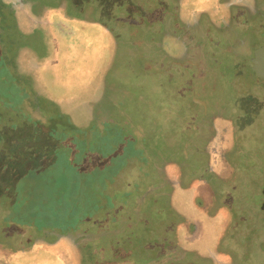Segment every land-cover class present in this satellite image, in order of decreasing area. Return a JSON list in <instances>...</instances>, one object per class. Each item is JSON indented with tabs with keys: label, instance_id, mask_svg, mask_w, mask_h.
Here are the masks:
<instances>
[{
	"label": "rangeland",
	"instance_id": "rangeland-1",
	"mask_svg": "<svg viewBox=\"0 0 264 264\" xmlns=\"http://www.w3.org/2000/svg\"><path fill=\"white\" fill-rule=\"evenodd\" d=\"M4 2L17 11L14 17L7 13L6 24L16 27H0L2 40L9 43L13 35L20 44L15 45V66L10 58L0 66V264H83L85 259V264H235L233 254L239 264H264V175L253 166L264 158V119L255 129V139L247 133L240 172L234 169L233 155L215 172L198 160L186 168L177 162L182 161L183 146L176 144L181 130L186 128L191 143L198 127L197 117L187 119L184 110L187 90V112L197 110L188 86L190 69L182 63L189 48L182 47L181 57L173 59L171 54L177 52L171 30L185 25L178 0L171 1L168 12L162 0ZM205 3L186 0V12L196 14L193 5ZM58 9L88 25L85 36L94 45L90 61L84 52L86 41L80 38L82 44L78 43V35H68L64 26L44 24ZM52 37L58 52L50 58ZM75 42L77 51L69 48L72 69L64 77V46ZM101 43L110 44L109 51H98ZM228 60L221 62L231 65ZM60 66L66 81L62 87L57 85ZM193 82L197 97L212 109L233 106L230 69ZM94 124L109 130L101 144L104 153L140 134L97 185L87 180L88 158L80 161L77 156L80 144L89 143ZM169 143L175 144L171 151ZM83 149L88 154L90 144ZM163 181L166 189L160 194L144 196ZM166 196L177 216L165 211ZM44 204L51 209L49 221L40 216ZM59 204L77 208L82 215L96 206L76 232L88 236L87 243L71 239L70 224L60 220ZM176 218L180 221L174 227ZM41 223L42 229L36 225ZM195 226H200L201 236L194 238ZM119 228L135 232V237L113 238L111 233ZM96 237L105 240L103 253L93 250L100 240L95 242ZM98 256L101 261L94 259Z\"/></svg>",
	"mask_w": 264,
	"mask_h": 264
},
{
	"label": "flooded vegetation",
	"instance_id": "flooded-vegetation-1",
	"mask_svg": "<svg viewBox=\"0 0 264 264\" xmlns=\"http://www.w3.org/2000/svg\"><path fill=\"white\" fill-rule=\"evenodd\" d=\"M162 1L165 3V12H168L172 0ZM201 1L206 3L193 5L199 12L190 14L185 9L186 0H178L180 15L182 12L184 15L181 23L185 21V25L171 30L172 43L175 44L174 51H177L171 52L173 59L176 56L181 57L184 45L186 50L189 48L187 58L182 63L188 64L191 73V75L187 74L188 86L191 87L192 99L197 98L195 102L192 101L193 107L197 109L196 114L191 111L188 113L190 95L187 90L184 98L187 105L185 104L184 110L187 119L197 117L198 127L194 129L197 137L190 143L187 130L183 127L182 136L176 142L179 147L183 146L182 161L177 162L186 168L198 160L202 162V166L205 165L206 170L215 172L230 163V157L233 155L232 162L236 164L234 169L240 172V167L244 166L240 160L247 133L255 139V129L264 119V0ZM161 10L164 12V6ZM259 51L263 53L257 65L255 60ZM222 58L229 59L231 65L223 64ZM225 67L231 71L235 100L231 109L223 104L218 106L217 108L223 111V114L220 113L218 116L217 113L220 111L215 113L216 106L212 109V106L197 97L198 91L193 86V81L196 79V82H199L207 78L211 72L216 74L225 70ZM224 108H226L225 113ZM241 124L244 126L240 127ZM164 139L167 137L164 136ZM174 145L169 143L170 151L173 150ZM254 163L256 164L253 166L261 170L264 175V158ZM262 182L264 183V178ZM261 203V210L264 211V184L261 189ZM200 231V226H195L193 230V233H196L195 237L200 235ZM233 258L234 263L239 264L235 254Z\"/></svg>",
	"mask_w": 264,
	"mask_h": 264
},
{
	"label": "trees",
	"instance_id": "trees-1",
	"mask_svg": "<svg viewBox=\"0 0 264 264\" xmlns=\"http://www.w3.org/2000/svg\"><path fill=\"white\" fill-rule=\"evenodd\" d=\"M16 10L14 9V6H11V5H8L6 2H4V0H0V27H1V30L3 29H8V28H15L16 25L14 26H10V23L9 25L6 24V18H7V13L9 16L11 17H14L16 14H15ZM6 40H2V34H0V43L3 44V46L1 47L0 45V49H3L2 51L3 52V57L1 55V59H0V66H4L8 60V58H10V60L8 62H10V64H12L13 66H15V59L17 57V54H18V48H15V45L19 46L20 42L19 41H16L14 36H9V43L13 46V49L12 50H8L6 48V46L9 45V43L5 42ZM10 56V57H9ZM5 63V64H4ZM56 106V105H55ZM57 107V106H56ZM47 109V108H46ZM46 117V115H45ZM98 124H101L103 125L102 123H98ZM98 124H94L93 126H91L90 130L91 131V137L89 139V143L87 144L86 141L82 142L80 145H81V152H79V154L77 156L81 157V160L83 158H88V161H89V164H90V173L87 174V180H96L97 182H94L92 181V183H94V185H97L98 183H100L102 181V178H106L104 177V172L107 171V169L109 168V170L111 168H113V166L116 164L115 162H118V159L121 158L123 159L124 157V151L127 150V148H129L128 146L132 144V142L134 143L135 141H138L140 139V134L136 135V136H132L130 137L127 141V143H125V146H114V149L113 150H109L107 153H104L103 152V145H101L102 143H104V141H106L104 139V132H106V127H98ZM75 130V129H74ZM109 132V130H108ZM90 144V151L89 153L85 154V149L83 148H88V145ZM118 151V152H116ZM128 153H131V152H126L125 155H127ZM105 154H108V159H109V162L106 163V155ZM85 155V156H84ZM73 163V162H71ZM77 163V162H76ZM115 163V164H114ZM104 164H108L107 166H103ZM114 164V165H113ZM113 165V166H112ZM114 169V168H113ZM112 169V170H113ZM108 170V171H109ZM108 171H107V174L106 176L108 175ZM100 176H103L101 178V180L99 179ZM105 179H103L104 181ZM91 182V181H90ZM166 182L163 181V183L159 184L158 186H156L155 190H151L150 192L146 193L144 196L148 197L152 194H155V193H161L163 191V189L165 188L166 189ZM91 190V189H90ZM168 196V195H167ZM167 196H166V200H165V211H169V214H172V215H178V213H176L173 209H172V206H171V201H167ZM169 197V196H168ZM171 197V195H170ZM169 197V198H170ZM90 199H93L92 198V191H91V195H90ZM98 205H100V201L98 202ZM93 205V204H92ZM70 206H68L69 208ZM76 207V206H74ZM141 207V206H140ZM139 207V208H140ZM68 208H66V206L64 204H59V217H60V220H65L66 222H68V224H70V226L68 227V230H69V233H70V237L71 239H73V241L77 244H84V243H87L89 241V237L88 236H85V235H79L77 236L76 235V232H78V230L80 228H82L84 225H85V222L93 216V214L95 213L94 211L96 210V206L94 205V207L90 210H88V212L85 213V215H82L81 212H78L77 208H71V210H69ZM98 208V207H97ZM50 208H49V204H44L42 206V209H41V219H43V221H49L50 220V217H48L49 215H52L50 214ZM50 212V213H49ZM157 215L160 216L161 213H163V210L162 209H159L158 211H156ZM53 218V217H52ZM51 218V219H52ZM157 218H160V217H157ZM178 218V217H177ZM176 218V223L174 225L177 226L179 225V221L178 219ZM60 222V221H59ZM35 223V222H34ZM37 223H40V221H37ZM38 226V228L42 229V223L41 224H36ZM72 229L74 232H72ZM127 229H117L115 230L113 233H111L112 237L113 238H116V239H124L126 237H129V238H133L135 237V232L133 231H126ZM110 234V233H109ZM107 234V238L110 239V235ZM109 235V236H108ZM176 236H178L177 232H176ZM92 238V236L90 237V239ZM101 237H96L95 239V242H97V240H99ZM92 240V239H91ZM102 240V241H101ZM104 238L100 239L99 240V243L96 244L95 247H93V250L97 253L100 254L103 253L102 250H105L106 249V246L104 244ZM171 245V244H170ZM35 248H37V244L34 245V248H32L31 252L33 251H36ZM173 251H177L179 252L180 249H178L177 247H173L172 248ZM100 256H98L97 258H94L95 260H98V261H101V259L99 258ZM86 260V259H85ZM83 260V264L86 263V261ZM85 262V263H84Z\"/></svg>",
	"mask_w": 264,
	"mask_h": 264
},
{
	"label": "crops",
	"instance_id": "crops-1",
	"mask_svg": "<svg viewBox=\"0 0 264 264\" xmlns=\"http://www.w3.org/2000/svg\"><path fill=\"white\" fill-rule=\"evenodd\" d=\"M20 11L23 13L22 10H20ZM54 12H55V14H51L50 16L48 15V17H47V19H46L44 24L48 25V26L51 25V27H54V28H60V27L64 26V27L68 28V31H67L68 35H69L68 32H70V31H71L70 34L78 35L77 36V42L78 43L82 44L81 43V39H82V41H86V45L87 46H86V50L84 52H87L86 58L90 61L91 53H92V51L90 49L93 50L94 45H92L90 43V41H88L89 39L86 38V36H85V32L87 30L88 25L84 24L81 21H72L71 18H67L64 15L65 11L63 9H58V10H55ZM31 22H33L34 25H36V23L34 21H31ZM69 24H71V29L69 27L70 26ZM83 31H84V35H83ZM52 38H53L52 40L54 41V44H53L52 50L49 51L51 53L50 58L54 57L57 54V52H58V44L55 41V38L54 37H52ZM78 43H76V42L73 43V44L70 43L69 45L65 44V46H64V52H63V58H62L63 61H64L63 68H64V70H66L65 73H63L64 77L66 76V72L67 71H71V69H72V66L69 67V65H70L69 60L72 57L71 56L72 54H71L70 51H77L76 47H77ZM109 45L110 44H108V43H107V45H104V44L101 43L100 47H99L100 49H97V48L96 49L98 51L103 49L105 52H107V51H109ZM67 47H68V50H67ZM69 48H70V51H69ZM97 54H99V56L101 58V54L99 52H97ZM61 67L62 66H60L59 73L60 72L62 73V71H61L62 68ZM61 73L59 74V76L56 75L58 77V84L57 85L60 86V87H62L66 83L65 79L62 80Z\"/></svg>",
	"mask_w": 264,
	"mask_h": 264
},
{
	"label": "water",
	"instance_id": "water-1",
	"mask_svg": "<svg viewBox=\"0 0 264 264\" xmlns=\"http://www.w3.org/2000/svg\"><path fill=\"white\" fill-rule=\"evenodd\" d=\"M261 53H263L262 51H259L258 53H257V55H256V57H257V60H255V63L257 62V65H258V62L261 60ZM175 65H177V66H183V64H180V63H176ZM197 101V100H196ZM195 236H196V233L194 234V238H195ZM193 240H195V239H193Z\"/></svg>",
	"mask_w": 264,
	"mask_h": 264
}]
</instances>
